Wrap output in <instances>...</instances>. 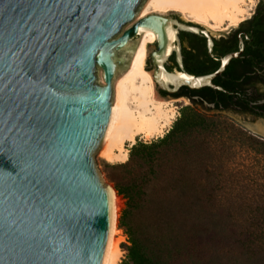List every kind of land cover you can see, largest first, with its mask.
<instances>
[{
  "label": "water",
  "instance_id": "95a60500",
  "mask_svg": "<svg viewBox=\"0 0 264 264\" xmlns=\"http://www.w3.org/2000/svg\"><path fill=\"white\" fill-rule=\"evenodd\" d=\"M153 0H0V264H111L119 194L101 159L119 123V85L154 34L157 91L221 89L183 70L184 15L139 18ZM175 52L182 70H168ZM158 75L160 79H158Z\"/></svg>",
  "mask_w": 264,
  "mask_h": 264
},
{
  "label": "rangeland",
  "instance_id": "374dc122",
  "mask_svg": "<svg viewBox=\"0 0 264 264\" xmlns=\"http://www.w3.org/2000/svg\"><path fill=\"white\" fill-rule=\"evenodd\" d=\"M197 1L189 2V8L186 6V9L183 7L182 9L179 5L178 8L176 5V8L172 5L166 6L167 8L162 10L149 7L148 14L157 13L173 17L184 15L187 23L203 26L213 31V36L219 38L228 35L229 32L239 27L241 22L250 18L259 0H231V2H225L222 5L221 3L217 4L218 6L208 1H205L206 4L201 1L200 3L203 2L202 6H199ZM196 2L197 6H195ZM193 5L194 7H191ZM224 6L229 7L225 9ZM238 8H241L242 12L241 17L238 18L241 22L237 25L227 21L225 16L226 12L237 14ZM155 49V43L150 44V53ZM148 59H150V55ZM150 65L151 63L146 61V68L153 71V68L149 67ZM157 93L165 101L172 100L171 108L176 111L175 120L162 135L157 134L148 139L138 137L134 143L128 142L126 144V160L108 161L103 156L101 163L108 183L115 190L117 182L127 185L134 173L139 171L124 167V164L130 159V150L133 144L162 138L181 115L183 107H196L210 120L208 127L202 130L196 129L187 137L186 144H188L189 150L185 154L181 153L182 156L179 157L175 150L171 151V154L169 153V172L174 175L182 174L187 179L186 212L194 206L191 197L193 177L200 180L199 188L203 196L215 194L220 217L218 216L219 219H205L201 226L204 234L200 240L202 255L211 254L210 262L207 264H234L232 260L241 247L255 248L263 252L264 243H255L252 239L255 235L262 236L264 239V121L249 115L207 113L206 109L195 106L193 101L188 98L174 101L178 98L175 96L163 97L158 91ZM193 144L197 146L199 154L197 157L200 160V164L196 163V165L192 164L191 147ZM125 203L126 199L119 194V217L125 208ZM212 204L205 201L203 207L209 208ZM118 239H122L120 241L122 250L120 264H122L126 255L123 246L128 243V236L120 227ZM255 249L249 250L252 252ZM253 264H264V254L258 256Z\"/></svg>",
  "mask_w": 264,
  "mask_h": 264
},
{
  "label": "trees",
  "instance_id": "16d2710c",
  "mask_svg": "<svg viewBox=\"0 0 264 264\" xmlns=\"http://www.w3.org/2000/svg\"><path fill=\"white\" fill-rule=\"evenodd\" d=\"M244 26L249 27L251 39L253 38L259 45L264 43V0H259L253 16L241 22L232 32H238ZM191 35L197 37L199 42L207 41L204 35L192 32ZM229 36L221 37L216 42L228 44L238 42L237 38L231 42ZM180 38L183 39L182 36ZM252 50L258 53L260 48L252 47ZM206 62L200 61L201 64ZM230 65L231 63L227 65L222 74L230 71ZM217 66L218 63L212 69L216 70ZM178 69L182 70L179 65ZM192 92L198 93V90H192ZM160 93L167 94V92L163 94L162 91ZM193 103L198 106L197 101L193 100ZM209 122L207 116L198 108L185 106L165 136L151 142L139 141L131 147L130 159L124 167L139 171L134 173L127 185L117 182L115 187L118 194L126 199L125 208L119 217V227L123 228L128 236V243L123 246L126 255L122 264H207L210 262L211 254L202 255L200 240L204 234L201 226L205 219L220 217L215 194L203 196L199 188L200 180L193 177L191 197L194 206L186 212L187 179L182 174L174 175L169 172L171 151L175 150L179 157L185 154L189 150L186 144L187 137L196 129H207ZM191 152L192 164H200L197 157L198 149L194 144ZM205 201L213 204L209 208H204ZM186 225L191 228H185ZM257 237L255 235L252 241L264 243L262 236ZM247 249L239 248L232 263L253 264L258 256L264 254V251L260 252L255 248ZM249 249L255 250L250 252Z\"/></svg>",
  "mask_w": 264,
  "mask_h": 264
},
{
  "label": "flooded vegetation",
  "instance_id": "af4514ba",
  "mask_svg": "<svg viewBox=\"0 0 264 264\" xmlns=\"http://www.w3.org/2000/svg\"><path fill=\"white\" fill-rule=\"evenodd\" d=\"M179 35L183 38L181 39L183 70L196 76L216 71L224 56L243 50L238 57L232 58L229 72L220 74L213 79V83L220 86L221 89L211 86L191 89L184 86L178 93H167L163 97L175 96L178 99L195 100L199 107L206 109L207 113L249 115L264 121V43L259 45L253 38L249 37V27H241L238 32L233 33L231 31L228 35L219 38L213 36L212 52L208 50L207 41L206 43L199 42V39L191 35V32L180 31ZM227 36L230 37L231 42L235 38L238 39V42L235 44L216 42L217 39L227 38ZM155 45L157 48V44ZM251 46L260 48L259 52L254 53ZM200 61H207L206 65L201 64ZM216 63H218V66L216 70H213L212 68ZM178 65L176 53L173 52L166 63V67L168 70L178 71ZM243 71L245 72L240 74ZM192 90H198V93H194ZM162 92L164 94L165 91Z\"/></svg>",
  "mask_w": 264,
  "mask_h": 264
},
{
  "label": "bare ground",
  "instance_id": "6f19581e",
  "mask_svg": "<svg viewBox=\"0 0 264 264\" xmlns=\"http://www.w3.org/2000/svg\"><path fill=\"white\" fill-rule=\"evenodd\" d=\"M192 1L195 2L197 0H153L140 18L148 14L149 7H155L157 10H162L166 6L168 7L171 5L174 7L176 5L177 8L178 5L181 8H185L186 6H188L186 8H189V2ZM199 1H208L212 4L215 3L214 5H220V3L222 5V3L231 2V0ZM197 2L195 6L198 5ZM200 2H198L199 6H202L203 2ZM233 5H235V3ZM191 7H194V5ZM207 7L209 8V6ZM213 7L210 8L213 9ZM228 7L229 6H226L225 9H228ZM236 12L238 13L231 14L226 12L225 18L227 21L238 25L241 22L238 18L241 17L242 9L238 8ZM156 40V34L144 40L133 54L137 65L119 85V123L103 154L108 161H113L115 159L126 160V144L128 142L134 143L138 137L148 139L157 134L162 135L176 118V111L171 108L172 100L165 101L158 96L157 85L154 78L155 70L151 71L146 68V61L150 55L149 46L150 44H154ZM158 79H160L159 75ZM183 99L184 98L175 99L174 101ZM121 240L122 239H117L111 264H120L122 256L120 247Z\"/></svg>",
  "mask_w": 264,
  "mask_h": 264
}]
</instances>
